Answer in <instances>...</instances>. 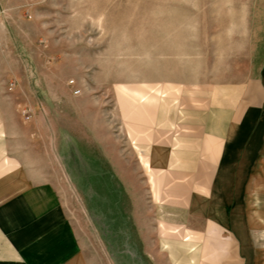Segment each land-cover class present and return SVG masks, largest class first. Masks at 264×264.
Instances as JSON below:
<instances>
[{
    "label": "rangeland",
    "instance_id": "obj_1",
    "mask_svg": "<svg viewBox=\"0 0 264 264\" xmlns=\"http://www.w3.org/2000/svg\"><path fill=\"white\" fill-rule=\"evenodd\" d=\"M262 78L264 0H0L10 138L104 262L195 264L190 198L229 182L264 246V130L257 156L218 166Z\"/></svg>",
    "mask_w": 264,
    "mask_h": 264
},
{
    "label": "crops",
    "instance_id": "obj_2",
    "mask_svg": "<svg viewBox=\"0 0 264 264\" xmlns=\"http://www.w3.org/2000/svg\"><path fill=\"white\" fill-rule=\"evenodd\" d=\"M247 91L248 105L239 121L226 128L218 162L226 155L222 167L231 173L242 148L248 159L252 152L257 156L264 130V78L249 84ZM10 137L0 103V264H165L158 257L116 263L87 255L54 184L39 176L38 155ZM228 137L231 144L224 149ZM230 187L229 182L219 196L190 198L195 264H264V246L253 244L241 198L231 199Z\"/></svg>",
    "mask_w": 264,
    "mask_h": 264
},
{
    "label": "built area",
    "instance_id": "obj_3",
    "mask_svg": "<svg viewBox=\"0 0 264 264\" xmlns=\"http://www.w3.org/2000/svg\"><path fill=\"white\" fill-rule=\"evenodd\" d=\"M74 95H78L80 93V90L79 89H76L73 91Z\"/></svg>",
    "mask_w": 264,
    "mask_h": 264
}]
</instances>
